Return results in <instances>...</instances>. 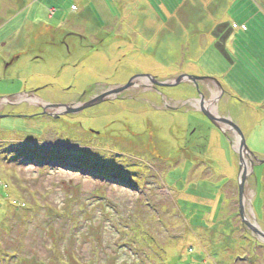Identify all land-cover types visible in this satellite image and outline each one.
<instances>
[{"label":"rangeland","instance_id":"rangeland-1","mask_svg":"<svg viewBox=\"0 0 264 264\" xmlns=\"http://www.w3.org/2000/svg\"><path fill=\"white\" fill-rule=\"evenodd\" d=\"M49 1L62 15L54 17L64 25L60 41L74 35L66 21L74 22L75 51L63 49L67 38L35 63L1 48L0 99L33 92L50 105L85 103L100 87L166 76V64L193 49V76L217 79L253 110L233 102L230 115L247 112L236 125L252 153L245 155L249 172L250 161L259 168L247 177L242 216L237 137L163 100L153 91L164 88L145 79L74 115L42 108L33 117L41 104L32 95L24 97L31 103L0 100V264H264V241L246 225L264 233V121L256 124L264 119V0ZM12 4L0 0V31L9 25L0 44L26 22L13 21ZM44 24L60 25L40 20L30 26L33 40L57 38ZM207 41L214 42L204 49ZM85 51L94 53L87 67L76 66ZM211 92L220 89L201 84L206 99ZM169 93L161 95L174 101Z\"/></svg>","mask_w":264,"mask_h":264},{"label":"crops","instance_id":"crops-1","mask_svg":"<svg viewBox=\"0 0 264 264\" xmlns=\"http://www.w3.org/2000/svg\"><path fill=\"white\" fill-rule=\"evenodd\" d=\"M48 0H22L21 2H18V0H13V4L8 8V11H12L14 12L15 14V17H14V20L13 21H16L17 19H19L20 17H25V23L22 25H18V26H15V27H10V31H12V36L9 37L5 42L6 43H2L0 44V49L3 48H7L8 46H11L13 51H18L16 54H14L15 56H18L16 60H19L21 57L23 56H31L30 59L29 58H25L27 61H33L35 63H37L38 61H41L43 58H42V55H43V51H44V48L48 49V48H52V49H57V48H61V45H65V42L67 39V42H69V46H66L64 47L63 49L68 53V54H71V51L74 50L75 51V41L76 39H78V30L75 34V24L72 20H67L66 21V24H67V28L72 29V32L74 35H71V34H66L62 40L60 41V36H58L59 33H61L64 29V25L61 26L60 22L57 21L54 17H56L55 13L58 14V16H62L61 15V12L59 10H57L58 8L55 7L54 5H52L49 2H47ZM63 1V0H61ZM29 3L27 6H25L26 3ZM60 2V1H58ZM39 3L42 4V6L39 5ZM51 5V6H50ZM127 7V6H126ZM46 8V9H45ZM70 11L72 12H75V5H72L70 8ZM68 9V11H69ZM45 10V13L43 14ZM156 10V9H154ZM22 11V12H21ZM46 11L48 12V14H46ZM26 12H29L30 14L28 16H25ZM149 13V12H148ZM45 16L47 18L48 21L50 22H55V23H59L60 25L57 27L56 24H54L53 26H49V27H46L45 25V28H47L46 31H52L54 34H55V37L57 38H54V40H48V41H35L33 40V29L34 27H30V26H36L35 24L38 23L40 20H45ZM124 16L126 18H128V13H125ZM152 16H156L155 12L152 13ZM149 27L153 28L152 24H148ZM9 25L5 26L1 31L0 33L6 29ZM54 28H56V31H54ZM210 37L213 38V35L210 33L209 35ZM13 38V39H12ZM69 38H74V42L72 39H69ZM76 38V39H75ZM12 39V40H11ZM32 40L30 42H27V41H24V40ZM61 42V43H60ZM214 41H212L213 43ZM211 43V44H212ZM208 41H207V45H205L203 48H207L211 45ZM97 49H93V50H90V51H96ZM90 51H85L87 54H84V52L82 54H80L78 57H79V61L76 63V66L78 67H87V64L89 62L90 59H87V56L89 54H94V53H90ZM192 52H193V49H188L186 50V54H185V57L187 59H184V60H179V59H176V61H173L171 64H166L167 66L164 67V69H169L166 73H169L168 75L166 74V76H162L161 78H157V77H154V80L156 81H159V82H170V81H174L176 80L177 78H179L180 76H193V74L197 73V71L199 70V67L198 65L193 61V59L195 58L193 55H192ZM84 54V55H83ZM189 54V57H187V55ZM198 58V57H197ZM196 58V60H197ZM201 58V57H200ZM199 58V59H200ZM198 59V60H199ZM110 67H112L110 64H108ZM193 67L195 68V70L193 69ZM113 68V67H112ZM114 69V68H113ZM97 72H101V74H103V71H96L95 73ZM119 70H116V73H118ZM94 73V74H95ZM141 76H145V75H141ZM199 76V75H198ZM225 76V75H224ZM120 76L116 75L114 78H118ZM134 77H137V76H134ZM132 77V78H134ZM131 78V79H132ZM153 78V77H152ZM130 79V80H131ZM145 83L150 81L148 79H145ZM129 82V80H128ZM127 82V83H128ZM189 82V81H188ZM188 82H184L182 83L181 85L179 86H175V87H171V88H164V89H156L154 94H159L163 100H166L167 102H173V103H177V101L181 102L182 105H184L183 107H181L180 109L182 108H191L192 111H194L195 113H197L198 115H200L201 119L203 118L204 121H205V124L209 126V128H215L213 125H211V123L203 116V114L200 112L199 110V107L197 108L196 105L199 106V101H200V94L204 96L205 98V95L201 93V84H204L206 82H213L214 86L216 85L218 89H220L218 87V84L221 86V89H220V94H216V92H211V95H210V99H206L205 98V101H206V107L209 108V110L213 113H216L218 116H220V114L223 113H226V111L228 110V118L232 120V122H234L235 124L238 125L241 124L243 125V123H246L247 120L249 119V116L246 112V117H238L236 120L233 119V113H235V110L236 108L234 109L232 106H233V102H238L237 100L234 99V96L232 95H229L227 92H226V87L224 86L223 83H219L217 81V79L213 80L212 78H208L206 79L205 81H199L197 82L196 84L193 85V89L190 90L188 89L187 85H188ZM120 84H114L113 86H104V87H100L99 90L96 91V93L93 94L94 97L102 94V90L105 89L106 91H108L109 89L111 88H118L120 86H123L127 83H123V81H120L119 82ZM209 84V83H208ZM154 86V85H153ZM155 87V86H154ZM205 87H208L207 84L205 85ZM215 89V87L213 88ZM104 90V92H106ZM185 91L187 93V95L183 98H177L176 96L178 94H176L177 92L179 91ZM165 91H169L171 94L170 97L171 99H173L174 101H171L169 100V98H167V96H162L161 94H163V92ZM98 94V95H97ZM224 94V99L226 98V102H219V99H221V97L223 96ZM32 95L34 98V100L37 102V103H40L41 105H38L37 109H35V112L33 114V117H37L36 114L39 116L40 113L43 114V110H42V106L43 105H46L47 102H44L43 100H41L37 93H33L31 92L30 94H20L16 97H9V98H2L0 100H5L4 102L6 104H14L16 103V100L18 98H21V101H25L27 103H31L30 101H26L24 99V97H27ZM220 96V97H218ZM91 98V97H90ZM6 99H16L14 102H10L8 103L6 101ZM184 99V100H183ZM215 99H217V102H213ZM162 100V101H163ZM20 101V102H21ZM81 102V100L79 101ZM244 101H239L238 102V105H239V108L242 109L241 112H243V110L248 109L249 111L251 110V108H249L248 106H246L245 102L242 103ZM72 103V102H71ZM75 103V102H74ZM224 103V104H223ZM163 104V103H162ZM223 104V105H222ZM29 106L28 107H33L31 106L30 104H28ZM245 106V107H244ZM159 109H161V111H164V110H169L170 111V114L172 116H177L179 114L176 115L177 111H179L180 109H175V108H171L169 107L168 109L166 108H163V106H157ZM221 107H222V110H221ZM242 107V108H241ZM190 110V109H189ZM232 111V112H231ZM230 112H231V115H230ZM251 112L254 114L253 110H251ZM220 113V114H219ZM225 116V115H223ZM255 118H258L259 117V113L256 112L255 113ZM258 116V117H257ZM221 117V116H220ZM1 118H3V116H1ZM226 118V117H224ZM236 118V117H235ZM235 120V121H234ZM264 121V119H261V120H258L256 121V124H258L259 122H262ZM238 122V123H237ZM217 129V128H215ZM218 130V129H217ZM221 132V131H220ZM230 132V131H227L224 135L228 138V135L227 133ZM229 139V138H228ZM230 141V140H229ZM207 158V157H206ZM233 169V168H232ZM234 171V170H233ZM197 184V183H195ZM220 200V198H219Z\"/></svg>","mask_w":264,"mask_h":264},{"label":"water","instance_id":"water-1","mask_svg":"<svg viewBox=\"0 0 264 264\" xmlns=\"http://www.w3.org/2000/svg\"><path fill=\"white\" fill-rule=\"evenodd\" d=\"M143 79H148L154 85L155 87H160V88H171L175 86H179L184 82H192L193 84H196L199 81H205L208 78L205 77H195V76H180L174 81L170 82H159L151 78L150 76H137L129 80V82L123 86H120L118 88H115L113 90H108L106 92H103L102 94L92 98L90 101L85 102V103H79L75 105H50L47 104L46 107H42L44 110V113H46L45 110L47 109H56L58 110V114L61 116H66V115H74V114H79L85 110L91 109L95 106H98L100 104H103L104 102H107L108 100L114 99L116 96L120 95L121 93L130 90L131 88L136 86V80H141ZM210 79V78H209ZM218 87L221 89V86L218 84ZM213 102H217V99H215ZM206 101L203 95L200 94V101H199V110L203 114V116L219 131H221L223 134H225L227 131L232 132L236 137L237 140L240 141L238 145V150L237 153L240 155V168H239V203H240V215L243 216V210H242V203H243V196H244V186L247 180L248 175L253 172V169L255 167V163L253 161H250V170L251 172H248V170L243 171V153H251V151L248 149L247 144H246V139L242 131L239 129V127L232 122L231 119L229 118H224L218 116L216 113H213L207 108ZM47 114V113H46ZM229 129V130H228ZM252 154V153H251ZM255 159H257L254 156ZM259 163H264L263 161H259ZM246 223V222H245ZM246 225L250 228V230L255 233L258 237H260L264 241V233L259 231L255 226L249 224L248 222Z\"/></svg>","mask_w":264,"mask_h":264},{"label":"bare ground","instance_id":"bare-ground-1","mask_svg":"<svg viewBox=\"0 0 264 264\" xmlns=\"http://www.w3.org/2000/svg\"><path fill=\"white\" fill-rule=\"evenodd\" d=\"M77 104H79V103H77ZM73 105H75V104H73ZM228 130H229V129H228ZM239 143H240V141H237V143H236V145H235L236 148H238ZM245 155H246V153H243V156H242V157H243V160H244V162H243V164H242V165H243V171L247 169L248 172H249V164H248V161H247Z\"/></svg>","mask_w":264,"mask_h":264},{"label":"trees","instance_id":"trees-1","mask_svg":"<svg viewBox=\"0 0 264 264\" xmlns=\"http://www.w3.org/2000/svg\"><path fill=\"white\" fill-rule=\"evenodd\" d=\"M239 101H241V99H240ZM200 147H201V146H200ZM204 147H205V146H203L202 149H203ZM258 168H259V167H256V166L254 167V174H255V175H256V171L258 170Z\"/></svg>","mask_w":264,"mask_h":264},{"label":"flooded vegetation","instance_id":"flooded-vegetation-1","mask_svg":"<svg viewBox=\"0 0 264 264\" xmlns=\"http://www.w3.org/2000/svg\"><path fill=\"white\" fill-rule=\"evenodd\" d=\"M82 99V98H81ZM82 101V100H81Z\"/></svg>","mask_w":264,"mask_h":264}]
</instances>
